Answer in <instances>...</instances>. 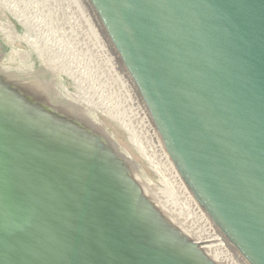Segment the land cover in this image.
I'll list each match as a JSON object with an SVG mask.
<instances>
[{"label": "water", "instance_id": "obj_1", "mask_svg": "<svg viewBox=\"0 0 264 264\" xmlns=\"http://www.w3.org/2000/svg\"><path fill=\"white\" fill-rule=\"evenodd\" d=\"M44 1L61 30L86 24L187 216L89 106L71 97L80 123L8 81L29 53L0 24V264H264V0Z\"/></svg>", "mask_w": 264, "mask_h": 264}, {"label": "flooded vegetation", "instance_id": "obj_2", "mask_svg": "<svg viewBox=\"0 0 264 264\" xmlns=\"http://www.w3.org/2000/svg\"><path fill=\"white\" fill-rule=\"evenodd\" d=\"M63 18L66 19L67 17ZM52 24L53 27L50 26V28L49 25H44L45 28H47L49 37L51 38L50 35L52 34H54L55 37V40L47 38V43H49L48 45H54L55 47L53 46V48L51 47V49L47 51L45 63L40 60L32 48L23 40L15 38L11 41L12 44L14 41L20 40L26 48H21V50L29 51V59L25 63L27 66L26 69L28 68V70H25L22 73V77H18L12 71H7L6 78L29 101L39 104L46 110L73 118L82 123L81 119L76 113V107H74L77 106V104L74 103L70 96V94L78 92L75 81L77 77L74 78L73 76L76 75L77 65L79 64L78 67L82 66L86 71L94 68L96 76L99 77L102 75L101 78L103 79V72L105 71L106 67L104 58L103 55L99 56L100 53L97 50L98 47L95 45L97 43L95 41L94 44V39L92 35L88 33L86 24L82 26L85 29H81L80 25V30H78L80 33L74 32L75 30L72 31L73 29L70 30L69 28H65L64 32L56 25L53 17L51 20V25ZM20 26H22L21 23ZM71 27H73L72 22ZM74 27H76V25ZM25 28L26 27L22 26V31H25ZM45 30L46 29L41 30L38 26L37 29H33V32L36 31L37 33L43 34L42 32ZM22 31L20 32L23 33ZM83 39L85 43L82 42ZM87 43H89V47ZM12 48L13 50H16L15 47ZM92 48L95 50L93 52L95 55H93L91 52L93 50ZM75 49H79V52H77ZM1 53L2 47L0 46V54ZM18 58V56H14L13 59ZM77 60L80 62H77ZM59 69H62L63 71H57ZM99 69L101 75L99 74ZM81 75H83V77H80V79L84 78L85 81L90 79L88 73L80 74V76Z\"/></svg>", "mask_w": 264, "mask_h": 264}, {"label": "bare ground", "instance_id": "obj_3", "mask_svg": "<svg viewBox=\"0 0 264 264\" xmlns=\"http://www.w3.org/2000/svg\"><path fill=\"white\" fill-rule=\"evenodd\" d=\"M16 4H18V2ZM22 4H23V2H22ZM7 11L12 17H14L19 23H21L22 26L26 27L25 28L26 30L23 31L22 34H20V33H16L15 32V29H14L12 23L10 21H8V19H6L5 21H0V24L3 25L6 28L11 41L13 39H15V38L24 40L26 42V44L29 45L32 48L33 51L34 50H50L51 47L53 48L54 45H51V46L48 45L49 43H47V40H48L47 38L55 40L54 34L50 35L51 38L49 37V35H48L49 33L47 31V28H45V26H48V25H46L45 22L41 21L42 20L41 18L39 19L38 16H37L38 20L35 22L34 20H32L30 18V14L25 11V8L22 9V7H20L19 5H13L11 7H8ZM48 21H49V19H48ZM38 26L40 27L41 30L46 29L44 32H42L43 34L37 33L36 31L33 32V29L34 30L37 29ZM13 51L19 53L22 56L29 53L28 50H23L22 51V50L16 49V50H13ZM77 62H80V61L77 60ZM78 65H77V69H76V75L73 76L74 78L77 77V79L75 81H76V86H77V89H78L77 91L78 92H76V93L74 92V93L70 94V96L75 98V99H77V100H79L80 102L86 104L87 106H89L92 109V111L94 112L95 115H97L96 113L100 112V113L104 114L106 117H108L110 120L116 122L125 131H127V133L130 136L131 142L136 147V149L139 151L140 155L146 160L148 165L155 172H157L159 174V176H160L159 181L162 184V187L160 185H158L157 183L153 182L142 171L140 164L135 162L127 152L126 153L122 152V153L178 209L182 219H184L187 216V212H186V209H185V206H184V202L179 197V195L174 190V188L171 186V184L166 179V177L163 175V173L158 168V166L155 164L153 159L150 157V155L148 154V152L146 151V149L144 148V146L142 145V143L138 139L137 135L135 134V132L133 131V129L131 128V126L129 125L127 120L125 119L124 115L122 114V112L120 111V109L118 108V106L116 105L114 100L112 99L111 95L109 94V92L107 91L105 86L102 84V82L98 79V77L95 75V73L91 69L86 71V70H84V67H82V66L78 67ZM83 73H85V74L88 73L89 76H90V79L89 80L87 79V81H85L84 78L80 79V77H83V75L80 76V74H83ZM75 91H76V89H75ZM110 137H111V135H110Z\"/></svg>", "mask_w": 264, "mask_h": 264}, {"label": "rangeland", "instance_id": "obj_4", "mask_svg": "<svg viewBox=\"0 0 264 264\" xmlns=\"http://www.w3.org/2000/svg\"><path fill=\"white\" fill-rule=\"evenodd\" d=\"M17 2H18V4H16ZM22 2H23V4H22ZM13 5H19L20 7H22V9L25 8V11L30 14V18L32 20H34L35 22L38 20L37 19V16H38L39 19L40 18L42 19L41 21H43L47 25H49V28H50V26L53 27V24L51 25L52 15H51V13H50V11H49V9H48V7H47V5H46L44 0H26V1L25 0H8V1L7 0H0V21H5L6 19H8V21H10L12 23V25H13V27H14L16 32L22 34L20 32V31H22V26H20V23H18L7 11V8L11 7ZM48 19H49V21H48ZM20 40L14 41L12 43V47H15L16 49H20V50H21V48L22 49H26L24 47L23 43ZM96 114H97L96 115L97 119L100 121V123L102 124V126L104 127L106 132L109 134V136L111 135V139L115 142V144L118 147V149L121 152H124V153L127 152L135 162L140 164L142 171L153 182L157 183L158 185H160L162 187V184L159 181V178H160L159 174L157 172H155L148 165L146 160L140 155L139 151L136 149V147L131 142L130 136L127 133V131H125L116 122L110 120L104 114H102L100 112H98Z\"/></svg>", "mask_w": 264, "mask_h": 264}]
</instances>
